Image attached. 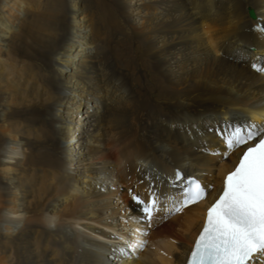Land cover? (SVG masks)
Listing matches in <instances>:
<instances>
[{"label": "bare ground", "instance_id": "6f19581e", "mask_svg": "<svg viewBox=\"0 0 264 264\" xmlns=\"http://www.w3.org/2000/svg\"><path fill=\"white\" fill-rule=\"evenodd\" d=\"M258 25L264 0H0V264H185L224 135L264 125ZM190 176L210 198L176 212Z\"/></svg>", "mask_w": 264, "mask_h": 264}, {"label": "snow or ice", "instance_id": "6c2138e0", "mask_svg": "<svg viewBox=\"0 0 264 264\" xmlns=\"http://www.w3.org/2000/svg\"><path fill=\"white\" fill-rule=\"evenodd\" d=\"M257 27L264 33V25ZM252 67L264 73V67L256 64ZM257 137L260 138L257 140ZM223 138L228 150L245 147L238 164L225 177L221 194L207 208L206 222L188 264H253L257 254L264 256V126L255 122L237 125ZM177 178H180L179 172ZM206 195V188L189 177L183 200L175 211H182ZM132 199L142 206L143 218L150 222L158 210L155 194L147 202L137 195ZM130 247L135 250L143 247V243Z\"/></svg>", "mask_w": 264, "mask_h": 264}, {"label": "rangeland", "instance_id": "374dc122", "mask_svg": "<svg viewBox=\"0 0 264 264\" xmlns=\"http://www.w3.org/2000/svg\"><path fill=\"white\" fill-rule=\"evenodd\" d=\"M85 114V113H84ZM182 174V173H181ZM183 176V175H182ZM182 178V177H181ZM181 178H179V179H181ZM177 181V180H176ZM179 206V205H178ZM177 206V207H178ZM158 211V210H157ZM157 211H155V212H157ZM166 215V213H164V216ZM163 216V217H164ZM158 218H153V221L154 220H157ZM152 225H153V223L151 222V224H149V229H152ZM139 243H143V247H139L138 249H144L145 248V244H146V241H141V240H129L126 244H125V247H127V248H129V250H131V251H135V250H133V248L132 247H130V245H132V244H139Z\"/></svg>", "mask_w": 264, "mask_h": 264}, {"label": "water", "instance_id": "95a60500", "mask_svg": "<svg viewBox=\"0 0 264 264\" xmlns=\"http://www.w3.org/2000/svg\"><path fill=\"white\" fill-rule=\"evenodd\" d=\"M252 17H254V13L253 12H251V14H250Z\"/></svg>", "mask_w": 264, "mask_h": 264}]
</instances>
